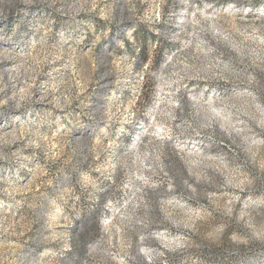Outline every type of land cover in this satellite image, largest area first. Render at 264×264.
<instances>
[{
    "label": "rangeland",
    "instance_id": "1",
    "mask_svg": "<svg viewBox=\"0 0 264 264\" xmlns=\"http://www.w3.org/2000/svg\"><path fill=\"white\" fill-rule=\"evenodd\" d=\"M0 264H264V0H0Z\"/></svg>",
    "mask_w": 264,
    "mask_h": 264
}]
</instances>
